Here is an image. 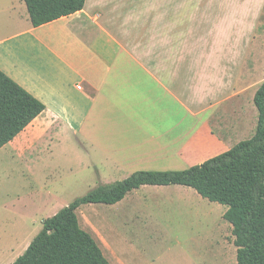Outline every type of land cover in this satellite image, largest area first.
Instances as JSON below:
<instances>
[{
    "label": "crops",
    "instance_id": "1",
    "mask_svg": "<svg viewBox=\"0 0 264 264\" xmlns=\"http://www.w3.org/2000/svg\"><path fill=\"white\" fill-rule=\"evenodd\" d=\"M230 1L223 10L243 18L264 5ZM198 8L197 0H86L81 11L34 27L24 0H0V70L46 106L0 159L56 169L55 147L75 137L93 149L81 170L93 166L98 176L89 180L100 185L140 170H185L251 138L264 80L249 85L256 72L247 69L246 23H197ZM144 188L183 193L178 202L197 216L198 193L183 185H144L121 202ZM68 204L31 201L42 225ZM201 217L213 222L208 210Z\"/></svg>",
    "mask_w": 264,
    "mask_h": 264
},
{
    "label": "rangeland",
    "instance_id": "2",
    "mask_svg": "<svg viewBox=\"0 0 264 264\" xmlns=\"http://www.w3.org/2000/svg\"><path fill=\"white\" fill-rule=\"evenodd\" d=\"M197 2V23H243L244 20L247 69L250 66L256 72L254 82L249 85L255 87L263 81L264 5L243 18L241 14L223 10L231 5L230 0H209V8L207 0ZM253 126L251 131L247 128V138L253 136ZM60 142L62 146L54 150V160L60 164L56 169L28 171L12 159H0V264L12 263L42 229L40 213L35 214L31 206L34 198L55 201L58 207L99 185L91 184L88 177V173L98 176L93 166L90 171L81 170L84 159L94 158L93 149L75 137ZM139 190L140 193L134 191L116 205L85 204L78 208L81 227L97 242L103 241V252L108 259L116 264H237L232 226L223 218L224 212L215 209L225 206L197 194L196 216L194 211H189V203L185 208L178 202V196L183 193L173 189ZM207 210L213 215V222L204 225L201 216ZM32 221H36L35 226L31 225Z\"/></svg>",
    "mask_w": 264,
    "mask_h": 264
},
{
    "label": "trees",
    "instance_id": "3",
    "mask_svg": "<svg viewBox=\"0 0 264 264\" xmlns=\"http://www.w3.org/2000/svg\"><path fill=\"white\" fill-rule=\"evenodd\" d=\"M34 27L81 11L86 0H24ZM258 121L253 136L185 170H140L100 184L75 198L43 227L11 264H112L76 210L85 204L114 205L144 185H183L226 206L237 264H264V82L254 96ZM45 104L0 70V148L44 110Z\"/></svg>",
    "mask_w": 264,
    "mask_h": 264
}]
</instances>
